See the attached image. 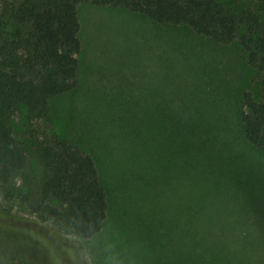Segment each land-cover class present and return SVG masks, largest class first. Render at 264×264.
I'll return each mask as SVG.
<instances>
[{"label": "rangeland", "instance_id": "rangeland-1", "mask_svg": "<svg viewBox=\"0 0 264 264\" xmlns=\"http://www.w3.org/2000/svg\"><path fill=\"white\" fill-rule=\"evenodd\" d=\"M75 11V88L29 136L91 156L107 218L65 236L0 189V264H264V156L238 127L257 84L245 54L123 8Z\"/></svg>", "mask_w": 264, "mask_h": 264}, {"label": "trees", "instance_id": "trees-1", "mask_svg": "<svg viewBox=\"0 0 264 264\" xmlns=\"http://www.w3.org/2000/svg\"><path fill=\"white\" fill-rule=\"evenodd\" d=\"M86 3L185 26L220 45L235 43L257 74L255 93L242 97L238 127L264 156V0H0V189L38 222L83 240L99 234L107 218L94 161L57 138L31 142L28 125L45 118L51 98L75 88V10ZM189 147L194 153L192 142Z\"/></svg>", "mask_w": 264, "mask_h": 264}]
</instances>
